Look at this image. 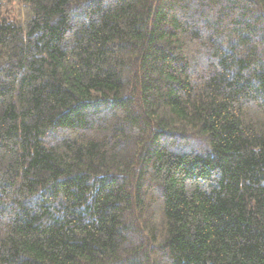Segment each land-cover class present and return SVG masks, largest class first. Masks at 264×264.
Returning a JSON list of instances; mask_svg holds the SVG:
<instances>
[{"label":"trees","instance_id":"trees-1","mask_svg":"<svg viewBox=\"0 0 264 264\" xmlns=\"http://www.w3.org/2000/svg\"><path fill=\"white\" fill-rule=\"evenodd\" d=\"M0 264H264V0H0Z\"/></svg>","mask_w":264,"mask_h":264}]
</instances>
